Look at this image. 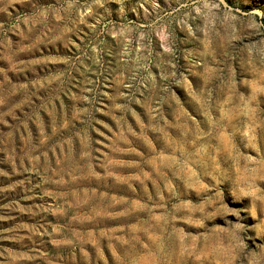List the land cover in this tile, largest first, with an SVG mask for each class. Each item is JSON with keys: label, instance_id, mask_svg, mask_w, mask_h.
<instances>
[{"label": "rangeland", "instance_id": "rangeland-1", "mask_svg": "<svg viewBox=\"0 0 264 264\" xmlns=\"http://www.w3.org/2000/svg\"><path fill=\"white\" fill-rule=\"evenodd\" d=\"M0 264H264V0H0Z\"/></svg>", "mask_w": 264, "mask_h": 264}]
</instances>
